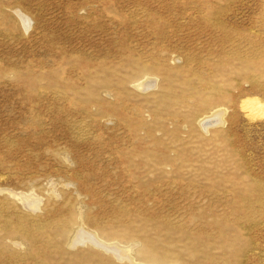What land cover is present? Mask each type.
I'll list each match as a JSON object with an SVG mask.
<instances>
[{"label":"rangeland","instance_id":"obj_1","mask_svg":"<svg viewBox=\"0 0 264 264\" xmlns=\"http://www.w3.org/2000/svg\"><path fill=\"white\" fill-rule=\"evenodd\" d=\"M0 264H264V0H0Z\"/></svg>","mask_w":264,"mask_h":264},{"label":"bare ground","instance_id":"obj_2","mask_svg":"<svg viewBox=\"0 0 264 264\" xmlns=\"http://www.w3.org/2000/svg\"><path fill=\"white\" fill-rule=\"evenodd\" d=\"M35 206V205H34ZM82 234V233H81ZM85 240H88L87 242H89L90 241V243H93V244H96V245H100L99 244V242H96V241H94V239H92L90 236L89 237H87V235H86V233H84V234H82V235H79V236H77V238H76V241L78 242V243H80V242H85ZM116 250V249H115ZM118 251V250H117ZM120 253V252H119ZM121 254V253H120ZM117 257H118V255H116Z\"/></svg>","mask_w":264,"mask_h":264}]
</instances>
